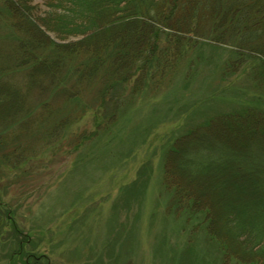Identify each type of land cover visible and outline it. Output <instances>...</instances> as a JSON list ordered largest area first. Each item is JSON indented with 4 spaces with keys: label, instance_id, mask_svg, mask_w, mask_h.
<instances>
[{
    "label": "trees",
    "instance_id": "obj_1",
    "mask_svg": "<svg viewBox=\"0 0 264 264\" xmlns=\"http://www.w3.org/2000/svg\"><path fill=\"white\" fill-rule=\"evenodd\" d=\"M2 1L20 33L11 52L0 58L4 165L22 163L34 154L25 155L26 147L14 134L17 128L2 127L15 125L33 90L42 94L41 102L23 119L19 133L44 127L43 138L49 141L58 139L77 116L60 115L63 107L46 95L73 103L83 89L96 87L94 107L82 109H94L96 125L79 138L77 144H83L108 133L138 98L171 79L181 60L186 58L188 67L198 64L205 44L199 37L231 40L232 55L224 61L223 73L249 61L256 90L264 95V0H48L46 10L34 18L36 5ZM16 71L24 74V86L15 82ZM139 136L133 134V143ZM10 140L14 149L6 151ZM164 180L171 190L170 208L189 216L201 212L202 220L189 228L188 242L201 227L223 258L231 255L229 249L242 256L254 246L249 258L264 261V110L242 105L189 124L166 151ZM134 183L135 193L141 194L146 181ZM225 189L228 193L221 198Z\"/></svg>",
    "mask_w": 264,
    "mask_h": 264
},
{
    "label": "rangeland",
    "instance_id": "obj_2",
    "mask_svg": "<svg viewBox=\"0 0 264 264\" xmlns=\"http://www.w3.org/2000/svg\"><path fill=\"white\" fill-rule=\"evenodd\" d=\"M23 1L36 5L34 18L46 10L48 0ZM13 22L0 0L1 59L20 35ZM198 39L205 43L198 64L188 67V60H181L171 79L138 98L108 133L83 144H77L79 138L96 126L94 109L82 110L94 107L95 86L83 89L73 103L51 92L46 95L63 107L60 115L77 116L58 139L49 141L43 138L44 127L27 132L22 128L25 136L19 133L23 119L41 102L38 90L29 94L28 104L13 121L16 126H2L17 128L14 134L26 147L25 155L34 154L18 164L0 161V264H264L263 259H250L254 246L242 256L229 249L231 255L223 258L201 227L188 242L189 228L202 220L201 212L189 216L169 207L164 162L173 140L189 124L217 112L242 105L264 110V95L256 90L249 61L223 73V63L232 55L231 40ZM246 53L251 59V52ZM20 71L15 82L24 86ZM187 71L190 78L185 79ZM136 133L141 136L133 143ZM14 146L10 140L6 151ZM139 179L146 181L141 194L135 193L134 181ZM227 193L225 189L219 196Z\"/></svg>",
    "mask_w": 264,
    "mask_h": 264
}]
</instances>
